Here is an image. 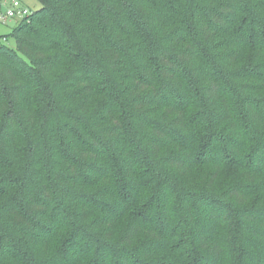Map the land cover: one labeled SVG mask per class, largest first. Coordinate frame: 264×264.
Segmentation results:
<instances>
[{"label":"trees","instance_id":"trees-1","mask_svg":"<svg viewBox=\"0 0 264 264\" xmlns=\"http://www.w3.org/2000/svg\"><path fill=\"white\" fill-rule=\"evenodd\" d=\"M41 2L0 41V264H264V0Z\"/></svg>","mask_w":264,"mask_h":264},{"label":"rangeland","instance_id":"rangeland-1","mask_svg":"<svg viewBox=\"0 0 264 264\" xmlns=\"http://www.w3.org/2000/svg\"><path fill=\"white\" fill-rule=\"evenodd\" d=\"M21 1L24 2L27 6H29L31 10H38L42 7L41 0H21ZM8 6H9L8 0H0V17L3 14L7 13ZM18 22L19 19L14 17L9 18L7 22L0 21V41L1 40L3 41V39L5 38L4 36L9 35L12 32V30L16 27ZM6 43L10 45H14L15 41L12 37H9ZM199 176H200V172L195 171L193 173L192 180L196 181ZM232 178H234V174H232L230 171H227L222 173V175H220L218 182L220 184H223L225 181L227 182L232 180Z\"/></svg>","mask_w":264,"mask_h":264},{"label":"built area","instance_id":"built-area-1","mask_svg":"<svg viewBox=\"0 0 264 264\" xmlns=\"http://www.w3.org/2000/svg\"><path fill=\"white\" fill-rule=\"evenodd\" d=\"M8 11L0 17V21L7 22L9 18H18L19 21L27 17L32 10L21 0H8Z\"/></svg>","mask_w":264,"mask_h":264}]
</instances>
